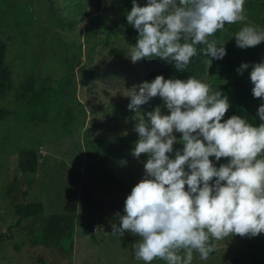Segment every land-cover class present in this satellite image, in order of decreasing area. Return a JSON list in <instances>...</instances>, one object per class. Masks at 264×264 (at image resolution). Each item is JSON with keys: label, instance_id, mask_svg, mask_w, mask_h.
<instances>
[{"label": "rangeland", "instance_id": "1", "mask_svg": "<svg viewBox=\"0 0 264 264\" xmlns=\"http://www.w3.org/2000/svg\"><path fill=\"white\" fill-rule=\"evenodd\" d=\"M139 3L145 6L146 0ZM131 8L132 0H0V66L9 73L10 88L0 108L15 112V93L26 80H63L72 60L94 70L88 79L77 69L71 71L69 93L59 98L47 122L33 125L16 115L0 122V264H143L132 250L139 237L130 232L112 235L110 226L118 223L115 213L123 214L128 194L120 192L108 174L133 188L143 178L142 161L147 158L131 155L139 139L133 130L138 121L125 95L146 81L148 69L156 71L155 77L164 75L148 59L132 63L128 57L108 55L113 48L128 55L129 45L136 43L138 31L126 19ZM244 9L245 22L226 23L209 37L218 46L225 44L223 59L205 55L206 45L197 46L207 64L198 79L228 96L224 119L238 115L259 126L262 100L252 94L251 67L243 75L237 68L264 60V42L241 49L234 34L245 23L264 29V0H245ZM157 106H163L158 96L141 110ZM66 114H72L70 134L63 127ZM182 147L174 144V150ZM27 151L36 155L35 173L20 169V155ZM226 161L221 158L219 163ZM30 203H41L43 213L16 227L14 207ZM211 243L215 251L205 261L194 252L193 264H254L264 257V233Z\"/></svg>", "mask_w": 264, "mask_h": 264}, {"label": "clouds", "instance_id": "2", "mask_svg": "<svg viewBox=\"0 0 264 264\" xmlns=\"http://www.w3.org/2000/svg\"><path fill=\"white\" fill-rule=\"evenodd\" d=\"M244 5L245 0H146L141 6L132 0L126 19L138 36L127 57L132 63L159 59L183 72L197 46L206 45L203 53L221 60L225 44L209 37L226 23L245 22ZM234 37L237 47L247 49L264 42V29L245 23ZM250 67L252 94L262 100L259 126L238 115L224 119L228 96L194 76L158 75L125 95L138 121L131 155L147 158L143 178L110 226L112 235L139 237L132 244L136 261L193 264L194 252L205 261L215 251L212 240L264 233V60L241 63L237 72ZM157 96L163 106L141 110ZM177 143L183 147L174 150ZM221 158L227 161L219 163Z\"/></svg>", "mask_w": 264, "mask_h": 264}, {"label": "trees", "instance_id": "3", "mask_svg": "<svg viewBox=\"0 0 264 264\" xmlns=\"http://www.w3.org/2000/svg\"><path fill=\"white\" fill-rule=\"evenodd\" d=\"M108 55L118 59H125L127 57V52L122 49L113 48L109 51ZM2 58L3 56L0 53V60H2ZM150 61L157 69L161 68L165 79H187L188 76L200 78L207 72L205 55L199 52L192 58L190 64L183 72H178L172 64L165 61L159 59H151ZM76 69L83 78L88 79L94 75V70H90L88 66H77L76 60H72L68 73L63 80L52 81L50 78H46L41 82L26 80L15 93L17 102L15 112L14 110L0 108V122L13 115H16V118L20 121L33 125H40L47 122V120L56 113L59 98L68 95L69 89L73 84V78L70 73ZM155 75L156 71L152 72L148 69L146 81H152ZM8 81V71L0 66V101L6 99L9 95L10 88L6 86ZM70 116H72V114L63 116V127L68 134L71 133ZM19 166L23 173H35L38 168L35 153L33 151L22 153L19 158ZM108 175L120 192L126 194L131 192L132 188H130L125 181L120 180L113 174ZM185 187L187 189V186ZM14 213L19 217L16 223V227H18L22 220L41 215L43 213V206L41 203L19 204L14 207ZM263 263L264 257L254 262V264Z\"/></svg>", "mask_w": 264, "mask_h": 264}]
</instances>
